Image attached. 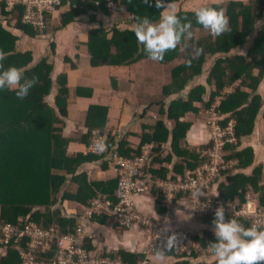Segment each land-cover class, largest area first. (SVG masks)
Returning <instances> with one entry per match:
<instances>
[{
    "label": "trees",
    "instance_id": "1",
    "mask_svg": "<svg viewBox=\"0 0 264 264\" xmlns=\"http://www.w3.org/2000/svg\"><path fill=\"white\" fill-rule=\"evenodd\" d=\"M110 1L114 2V6L109 5ZM182 1L171 0L174 5ZM206 4L218 8L223 13L227 18L228 30L214 36L196 22L192 10L181 9L177 14L181 16L182 22L190 21V30L182 35L174 48L166 50L163 59L159 61L147 56L131 30L137 16H147L153 22L158 19L161 9L155 7V0H152L151 4L148 0H77L70 3L64 1L57 10L61 15V25L57 30L72 25L78 27L82 23L92 24L88 45L95 68H133L140 63L147 66L153 63H159L160 67L169 66L171 80L162 87L161 84H158L159 87L157 85L160 94L152 91L157 97L154 98L153 105L148 106L143 113V116L147 117L150 109L155 108V111L167 117V120L144 125L145 129L150 128L153 133L144 134L143 145L157 142L159 145L155 149L154 158L159 159L157 152L173 135L175 154L184 157L187 162L186 165L181 164L178 169L180 172H184L187 166L194 169L202 164L203 158L199 151L208 145L191 147L187 144L189 148L182 149L179 145L187 138L192 125L181 121V118L190 112L200 114L202 110L210 108L218 96H224L217 108L223 117L220 123L226 126L229 120L235 119L238 141L235 145L225 146L227 158H237L239 167L242 168L251 163L253 153L250 149L239 152L236 148L244 137L252 134L256 118L264 106V97L259 91L264 85V0H226ZM0 8L7 19L6 22L0 19V55L3 56L0 63L4 66L12 64L23 68L25 76L37 77V83L23 100L18 99L14 91H0V221L10 222L20 228H24L26 222H33L43 229L55 227L61 233L74 231L78 216L68 214L66 209L57 206V203L63 199L62 201L73 200L87 204L88 199L96 197L100 192L115 194L114 188L118 184L93 182L87 172H80V167L92 160L94 155L105 161L109 155L69 152L70 141L64 135L66 123L62 118L69 114L71 89L68 72L59 71L55 76V65L48 57L36 60L32 50L23 52L19 49L23 35L29 38L46 36L47 32L53 29L51 26L54 14L48 15V28L41 31L23 23L20 10L9 12L2 4ZM113 12L133 15V19L127 22L128 26H131L120 29L118 22L114 28L108 29L103 19ZM11 26L18 29L21 35L14 34L10 30ZM54 47L52 44L53 50ZM246 48H249L248 53L244 54L242 51ZM178 59L183 61L175 65ZM66 61L72 62L69 58H66ZM73 62V67L79 68L78 64ZM148 76L155 81L150 73ZM203 76H206V83L214 86L208 97H205L207 84L200 83ZM113 84L118 86L115 79ZM230 88L232 91L226 93L225 90ZM88 90L89 88L84 86H78L76 89L77 94L81 96L91 95L92 90ZM54 91L56 105L47 99ZM159 97H162V100H158ZM87 117V126L91 131H103L109 119V108L92 104ZM169 121L174 124L172 129L168 125ZM86 143L90 144L89 141ZM108 143L110 148L118 145L115 136H111ZM142 146L138 151H134L128 148L129 144L123 140L117 149L112 150L131 158L141 153ZM153 162L150 166L152 175L163 176L164 173L157 171ZM236 169L232 168L226 175H222L226 176V181L219 185L216 195L222 200H237L238 205H241L250 191L252 195L260 197L261 208L264 210V187L259 186L262 179L261 168L255 169L250 176ZM156 191L154 189L152 193L157 197V202L163 203L164 197ZM162 209L160 207V210ZM213 216L214 214H210L203 217V223L212 228ZM236 220L246 227L250 226L246 220ZM194 237L203 245V250L215 239L210 229H204L202 235L194 233ZM88 245L95 249L91 240ZM0 249L5 250L0 264H22L23 260L13 244H0ZM118 254L130 264H137L147 257L144 252L121 251ZM172 254H175L173 248L163 252L166 256ZM35 255L37 260L52 261L55 253L50 250L35 252ZM181 260L177 264H189L187 260Z\"/></svg>",
    "mask_w": 264,
    "mask_h": 264
},
{
    "label": "crops",
    "instance_id": "2",
    "mask_svg": "<svg viewBox=\"0 0 264 264\" xmlns=\"http://www.w3.org/2000/svg\"><path fill=\"white\" fill-rule=\"evenodd\" d=\"M1 11L0 8V19L6 22L7 19ZM111 15L113 17L111 22H113L116 17L122 16L125 18V14H116L113 12ZM103 20L106 21L107 19ZM121 22L123 23V21ZM121 22H117L120 29L123 28ZM60 25L61 15L60 12H57L52 19L51 27H53V29L47 32L46 36L29 38L23 35L19 49L23 52L32 50L36 60L40 57H48V60L55 65V76L59 71L68 72V80L71 89L68 104L69 114L67 117L62 118L66 123V125H64V135L70 141L69 152L71 154L82 152L85 154L90 153L88 151V145L92 143V131L87 126V116L88 110L92 104L109 108V119L106 128L103 131L102 129L96 130L116 137L118 145H115L113 149H117L119 144L124 140V142L129 144L128 148L138 151L143 145V139H145L144 134L153 133L152 129H145L144 125L149 123L155 124L158 120H167V117L160 115L158 111H155V108L150 109L149 116H143L148 106L153 105V98H156L150 96V93H152L151 90L147 91V88L145 89L144 81H142L145 78H139L141 75L140 72L139 76L138 74L136 76L131 73L127 75L124 71L132 70V68L128 67L117 68L102 66L95 68L92 65V56L88 45L89 30L92 28L91 25L82 23L79 24L78 27L72 25L62 30H57ZM10 30L16 35H21V32L15 27L11 26ZM52 44L55 46L54 50ZM66 58L78 64L79 68L75 69L72 62L68 63ZM142 66H144V64L140 63L135 65L133 69L136 70V68H138L142 70L140 69ZM205 78L206 76H203V78L200 79V83L207 84L205 97H208L210 92L214 90V86L212 87V85L206 83ZM114 79L118 85L117 87L113 84ZM145 81L148 82L149 79ZM150 84L153 86V83ZM78 86L87 87L89 88L88 91L91 89L92 94L78 95L76 91ZM120 86H125V88H120ZM188 91L185 96H187ZM55 92L56 91L47 98L53 105H56ZM158 93L159 90H157V94ZM146 94H149V97L146 98L147 100L144 101L142 107H139V97L141 98ZM207 110L208 109L202 110L200 114L190 112L185 117L181 118V121L191 123L192 125L187 133V138L179 145L182 149H188L189 146L187 144L192 147L206 145L209 142L210 130L207 125ZM168 125L171 129L174 127L171 121L168 122ZM87 141H89L90 144L86 143ZM244 149H250L252 151L251 163L248 166L240 168L239 160L236 158L235 160H237L238 163L234 166L233 170L235 168H237L236 170L240 168L238 171L250 176L254 173L255 169L261 168L262 179L259 186L264 187V111L258 114L252 134L241 140L236 151L240 152ZM156 156H158L159 159L154 158V166L157 171L164 173L163 176L161 175L158 177L169 178L184 173L180 172L178 169L181 164L186 165L187 162L184 157L175 154L173 149V135L167 143L162 145ZM106 159L107 161L103 158H96V155H94L92 160H88L80 167V172H87L93 182H112L118 184V177L114 169V164L110 157ZM106 163L108 164L106 165ZM225 181L226 176H222L218 179L212 191L213 195L218 193L219 185L224 184ZM117 187L118 185L114 188L115 192ZM112 189L113 188H110V190ZM248 193H250V191ZM99 195L114 196L115 194L100 192ZM254 196L260 200L258 195ZM91 199H88V201ZM62 200L63 199L59 200L57 206H62L69 214L76 213L78 209H81L83 204L79 201ZM136 200L139 210L148 216L157 217L165 213V208L162 206V203L157 202V197L154 192L140 196ZM182 203H184V201ZM252 205L254 206V204ZM160 207L163 209L160 210ZM254 209L255 206L253 207V210ZM175 216L172 218L171 226L183 227L190 230L193 229L197 234H200V232L203 233L204 229H210L212 231L211 227L203 223V218L194 216L192 210L187 205L181 204ZM87 225L89 234L94 236L90 240L97 251L107 254L111 252L120 253L121 251L143 253L150 245L151 236L147 231L139 227L125 229L111 218H94L91 222H87ZM4 255L5 250L0 249V258ZM199 257L201 263L215 264L214 258L211 256L208 247L201 252ZM151 258L152 264H177L179 261H182L181 259L186 260L176 253L169 256L163 255L162 257L157 254H152Z\"/></svg>",
    "mask_w": 264,
    "mask_h": 264
},
{
    "label": "built area",
    "instance_id": "3",
    "mask_svg": "<svg viewBox=\"0 0 264 264\" xmlns=\"http://www.w3.org/2000/svg\"><path fill=\"white\" fill-rule=\"evenodd\" d=\"M64 1L70 3L77 0H0V4L9 12L20 10L23 23L42 31L48 28V15L55 14ZM109 5L114 6V2L110 1ZM225 91L231 92L232 89ZM223 97L218 96L206 111L210 140L208 145L199 151L203 163L196 168L187 166L183 174L169 178L154 177L150 166L154 161L157 142L144 144L141 153L131 158L113 154L118 176L115 195H99L87 204H82L81 209L74 213L78 216L74 231L61 233L55 227L43 229L33 222H26L24 228H20L10 222L0 221V244H13L23 260L22 264H130L118 253L107 254L88 245L94 236L89 234L87 222L94 218L107 217L114 219L125 229L139 227L150 234V245L144 251L147 257L137 264H152L151 255L163 247L165 238L171 234L176 237L172 248L178 256L184 257L189 264H204L200 262L199 257L203 246L195 239L194 232L171 226L172 218L178 213L181 204L187 205L199 218L214 214L215 208L221 205L224 207L225 217L246 220L250 225H264V210L260 200L251 193L246 194L241 205H238L237 200H222L212 194L218 179L238 163L237 160L227 158L225 146L237 144V137L235 120H229L226 126L220 123L222 115L217 108ZM93 133V141L98 137L104 139L105 150L100 153L108 152L109 136H103L98 131ZM93 141L89 151L95 153ZM154 189L164 197L162 206L166 210L157 217L142 213L136 200L152 193ZM197 189L202 196L197 193ZM249 204H254L255 209L251 211ZM50 250L55 253L52 261L37 260L35 252Z\"/></svg>",
    "mask_w": 264,
    "mask_h": 264
},
{
    "label": "clouds",
    "instance_id": "4",
    "mask_svg": "<svg viewBox=\"0 0 264 264\" xmlns=\"http://www.w3.org/2000/svg\"><path fill=\"white\" fill-rule=\"evenodd\" d=\"M148 3L151 4L152 0H148ZM155 7L161 9L155 22L147 16H137L131 30L147 56L152 60L159 61L163 59L166 50L174 48L182 35L190 30L191 23L190 21L182 22V18L177 14L176 7L171 0H155ZM192 12L196 22L207 29L210 34L219 36L228 30L227 18L218 8L205 4L193 8ZM2 60L3 56L0 55V61ZM36 83L37 77L35 75L25 76L23 68L12 64L4 66L3 63H0V91L5 89L14 91V95L23 100ZM95 131L103 136L108 135L109 142L110 134L99 130ZM93 135L92 131V139ZM89 148L90 145L88 151ZM93 148L98 152H95L96 154H108L114 163L113 154H119L113 152L114 149L110 147L108 152L100 153L105 150V142L102 137L93 141ZM197 193L202 196L199 189H197ZM211 224L215 239L208 243V248L215 264H264V225L246 227L234 218L225 219L224 207L221 205L215 208ZM175 243V235H168L157 255L162 257L163 252L172 248Z\"/></svg>",
    "mask_w": 264,
    "mask_h": 264
},
{
    "label": "rangeland",
    "instance_id": "5",
    "mask_svg": "<svg viewBox=\"0 0 264 264\" xmlns=\"http://www.w3.org/2000/svg\"><path fill=\"white\" fill-rule=\"evenodd\" d=\"M219 1L222 2V1H226V0H183L179 4H176L175 7H176V11L178 12L179 10L184 9V8L185 9H188V10H192L195 7H199L200 5H203L204 2H206V3L208 2L210 4V3H213V2H219ZM243 1H246L247 2L248 0H243ZM104 19H107L105 26L108 29L114 28L115 23L121 22V21H123V23L121 22L123 24V28H121V29H124V28H127V27H130L131 26V25L128 26L127 22H129L130 20L133 19V15L125 14V18L122 17V16L121 17H116L113 22H111L112 19H113L112 15H109L108 17H104ZM260 23H262V22H260ZM91 27H92V24H91ZM248 49L249 48H246L242 52L244 54H247L248 53ZM182 61L183 60L178 59L176 61L175 65H178V64L182 63ZM140 69H142V70H139L138 68H136V70H134L132 68V70H125L124 72L127 75H128V73H131L132 75L135 74L136 76H137V74L139 76V72H140L141 75L139 76V78L140 77L145 78V79L142 80V81H144L145 89L147 88V90H151V92L152 91L157 92L156 90H157V85L158 84H161V87H162V86L165 85V83L167 84V82H169L171 80V72H170L169 66L160 67L159 63H157V64L156 63H153L150 66H147V64H145ZM146 69H148V71ZM148 73H150L152 76H154L155 81H154L153 78H151V79L149 78ZM147 79H149L148 82L145 81ZM150 83H153V87L151 86ZM158 87H159V85H158ZM259 91H260V93H262V95L264 97V85H262L260 87V90ZM158 94H160V93H158ZM150 96L157 97L155 93H150ZM148 97H149V94L143 95L141 98L139 97V99H138V106L139 107H142L144 101H146L147 100L146 98H148ZM158 100H162V97H159ZM168 105H169V99H167V106ZM262 111H264V106L262 107V109L260 110V112H262ZM113 164L116 165L114 162H113ZM253 207L254 206L252 204H249V209L251 211L253 210ZM194 216L197 217V215H195V214H194ZM172 227L173 228H183V227H174V226H172ZM185 229H187V228H185ZM187 230H190V229H187ZM192 231L194 232L195 230L192 229ZM202 234L203 233L200 232V235H202Z\"/></svg>",
    "mask_w": 264,
    "mask_h": 264
}]
</instances>
